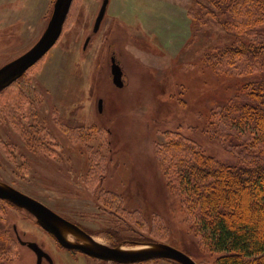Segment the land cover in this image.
<instances>
[{"label":"rangeland","instance_id":"obj_1","mask_svg":"<svg viewBox=\"0 0 264 264\" xmlns=\"http://www.w3.org/2000/svg\"><path fill=\"white\" fill-rule=\"evenodd\" d=\"M53 2L0 0V67L39 39ZM101 3L73 0L55 44L0 93V181L101 243L133 248L165 242L201 264H214V254L187 229L184 195L158 167L157 149L177 130L209 155L237 160L216 137L191 129L205 124L209 103L235 91L229 86L236 75L215 73L204 56L206 44H222L229 36L213 17L193 27L188 12L193 0H109L93 32ZM204 3L215 10L214 3ZM112 54L123 72L122 87L112 82ZM82 130L87 137L78 133ZM94 152L102 154V167L90 178ZM0 225L5 233L36 242L52 264H119L62 247L24 208L5 201ZM66 237L76 241L72 234ZM140 237L143 243L129 240ZM17 249L0 262L36 263L29 247L17 243ZM120 264L176 263L155 258Z\"/></svg>","mask_w":264,"mask_h":264},{"label":"trees","instance_id":"obj_2","mask_svg":"<svg viewBox=\"0 0 264 264\" xmlns=\"http://www.w3.org/2000/svg\"><path fill=\"white\" fill-rule=\"evenodd\" d=\"M204 1L214 3L215 10ZM193 2L195 6L188 8L193 27L213 17L229 36L222 44L205 45V62L215 73H233L237 80H232L229 86L232 92L235 90L232 96L228 94L222 102H214L215 105L209 103L206 116L205 111L199 112L205 117V124H192L191 129L199 128L216 137L237 160L209 155L200 143L176 130L158 145V167H162L166 179L173 181L184 195L183 220L188 222L187 229L195 231L202 244L214 254V264H264V0ZM78 133L87 137L83 130ZM166 156H169L168 163ZM90 157L92 178L102 167V154L94 152ZM2 201L15 206L0 198ZM139 215L142 218L141 211ZM4 231L0 225L2 260L15 256L19 243L14 231V235ZM144 238L129 240L134 244L143 243ZM118 239L116 236L114 241ZM182 251L195 260L192 253ZM0 264L9 263L1 261Z\"/></svg>","mask_w":264,"mask_h":264},{"label":"water","instance_id":"obj_3","mask_svg":"<svg viewBox=\"0 0 264 264\" xmlns=\"http://www.w3.org/2000/svg\"><path fill=\"white\" fill-rule=\"evenodd\" d=\"M109 0H102L93 24V32L98 31L104 18ZM72 0H54L51 15L39 39L25 52L0 67V91L20 78L25 71L34 65L55 44L59 38ZM87 37L84 46L87 44ZM112 82L123 86L122 69L115 55L111 56ZM102 109V100L98 101V110ZM0 198L6 199L15 206L24 208L45 231L52 234L58 244L66 249L80 251L86 255L116 263H134L155 258H168L180 264H198L190 255L165 242L147 243L139 248L111 246L97 241L93 235L76 223L59 215L39 200L23 193L6 182L0 181ZM15 228V227H14ZM72 234L76 241L69 240L66 234ZM17 235V233H16ZM21 245L29 247L40 264L43 257H51L36 242L25 241L17 235ZM82 240V241H81Z\"/></svg>","mask_w":264,"mask_h":264},{"label":"flooded vegetation","instance_id":"obj_4","mask_svg":"<svg viewBox=\"0 0 264 264\" xmlns=\"http://www.w3.org/2000/svg\"><path fill=\"white\" fill-rule=\"evenodd\" d=\"M112 55H114V54H112ZM112 55H111V56H112ZM111 56H110V59H111ZM115 58H116V57H115ZM116 60H117V58H116ZM122 76H123V74H122ZM100 99H101V98H98V101H99ZM101 100H102V99H101ZM98 101H97V104H98ZM43 260L46 261V262H48V264H52V259H51V261H49V260L46 259L45 257L42 258L40 264H43Z\"/></svg>","mask_w":264,"mask_h":264},{"label":"bare ground","instance_id":"obj_5","mask_svg":"<svg viewBox=\"0 0 264 264\" xmlns=\"http://www.w3.org/2000/svg\"><path fill=\"white\" fill-rule=\"evenodd\" d=\"M139 247H142V246H138V247H133V248H139Z\"/></svg>","mask_w":264,"mask_h":264}]
</instances>
